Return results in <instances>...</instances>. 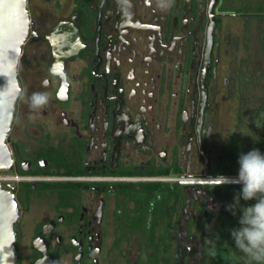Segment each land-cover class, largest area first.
I'll list each match as a JSON object with an SVG mask.
<instances>
[{
    "label": "flooded vegetation",
    "instance_id": "af4514ba",
    "mask_svg": "<svg viewBox=\"0 0 264 264\" xmlns=\"http://www.w3.org/2000/svg\"><path fill=\"white\" fill-rule=\"evenodd\" d=\"M260 1L28 0L0 167L19 210L17 264H207L231 137L218 100L238 94L244 62L227 20L245 29ZM34 92L47 95L35 109ZM163 182L169 201L152 189Z\"/></svg>",
    "mask_w": 264,
    "mask_h": 264
},
{
    "label": "water",
    "instance_id": "95a60500",
    "mask_svg": "<svg viewBox=\"0 0 264 264\" xmlns=\"http://www.w3.org/2000/svg\"><path fill=\"white\" fill-rule=\"evenodd\" d=\"M27 3L28 0H0V167L12 161L6 139L22 91L18 67L23 45L30 33ZM18 215L13 191L0 184V264H17L13 242L16 238L14 224ZM49 264H56V260H50Z\"/></svg>",
    "mask_w": 264,
    "mask_h": 264
},
{
    "label": "trees",
    "instance_id": "16d2710c",
    "mask_svg": "<svg viewBox=\"0 0 264 264\" xmlns=\"http://www.w3.org/2000/svg\"><path fill=\"white\" fill-rule=\"evenodd\" d=\"M262 1V0H261ZM256 5L255 7H251L252 3L250 2V5L248 8L245 9L247 12V20L245 29L251 33V36H253V32L251 31L253 24L257 25L258 32H256L255 36H260L261 33L264 34V2H261ZM245 33V34H246ZM258 34V35H257ZM248 36V34H246ZM249 39V38H248ZM263 46H264V40H263ZM264 52V48H263ZM251 59V57H248ZM244 62L241 63V72H237L238 77H246V80L253 83V87L250 89H247L245 85H240L238 88V94L241 97L242 103L240 104V109L238 111V126L239 130L231 135V140L229 139V145L224 150L225 154L223 155L222 159L218 162L217 165V171L224 174V177H234L237 173V167L236 163H231L230 158L235 159L237 156L236 151L244 149L245 152H247L249 149L255 147L260 149L261 152H264V126L257 128L255 124L252 122L253 119L258 115V113L264 112V97L257 98V103L254 105H250L249 101H255V97L248 98V96H252V93L256 91V87L259 86L262 88L264 86V83L253 78V72L255 71L256 67L252 66L250 67V64H244ZM246 67L249 66V70L245 69L243 66ZM260 73V72H259ZM264 78V73L260 74ZM253 89V91H252ZM264 89V88H262ZM246 90V91H245ZM250 94V95H249ZM251 108V110H248V108ZM249 121L246 123V121ZM258 124L264 125V118L257 121ZM246 125V129L243 128L242 125ZM240 136H242V140L240 139ZM253 136V137H252ZM249 138V139H248ZM236 139V140H235ZM246 139V141H244ZM241 141V142H240ZM233 156V157H232ZM176 190L178 191L179 185L177 182L175 183ZM162 187L166 189V196L165 199L168 201L171 199V183L170 182H163L159 186L153 184L152 189L153 192L156 190V188ZM240 185L234 184V183H216L212 185V190L214 193L218 194L223 203V207L220 212V218H219V225L216 226L214 232L219 233L221 241L227 240L229 244H231V240L228 235V229L231 228L236 224V217L233 216L230 212L225 210V205L232 202V198L234 194H236L239 190ZM243 203V201H242ZM169 207L171 203H166ZM219 243V242H218ZM207 256V264H246V261L241 258L240 254L232 250L228 247H221L220 245H217V252L215 257H209ZM169 255H165V258L163 261L168 260ZM159 264V263H157Z\"/></svg>",
    "mask_w": 264,
    "mask_h": 264
},
{
    "label": "clouds",
    "instance_id": "9594fccd",
    "mask_svg": "<svg viewBox=\"0 0 264 264\" xmlns=\"http://www.w3.org/2000/svg\"><path fill=\"white\" fill-rule=\"evenodd\" d=\"M46 102L47 95L42 92H34L29 97V106L33 109ZM262 118L264 112L253 119L257 128L264 126L257 123ZM236 162V176L223 177L220 181L240 185L232 202L225 205V210L236 217V224L228 229L231 244L227 240L221 241L219 233L207 225L206 230L210 233L206 242L207 255L215 257L217 245H220L239 253L246 264H264V152L253 147L240 152Z\"/></svg>",
    "mask_w": 264,
    "mask_h": 264
},
{
    "label": "rangeland",
    "instance_id": "374dc122",
    "mask_svg": "<svg viewBox=\"0 0 264 264\" xmlns=\"http://www.w3.org/2000/svg\"><path fill=\"white\" fill-rule=\"evenodd\" d=\"M243 2H244V0H229L231 9L237 8L238 10H240ZM255 3H257V0H255ZM227 21L229 23V29H230L231 35H233V37H236L239 40L238 45H237L238 49H237L236 58H244L243 60H246L245 61L246 63H244V64L246 65L249 63L250 67H251V65L252 66H255V65L260 66V63L262 62L263 65L261 64L259 69L255 66L256 69L253 72V78L258 80L259 83H260V81L264 83V78L260 75L264 72V53L262 54V56L260 55V53L263 52V45H262L263 41H262V37L255 36L256 32H258L257 25L253 24L251 31L254 34H253V36H251V33L249 32L250 30L248 31V33H246L247 30L243 29V26H242L243 21H242L241 16H234L233 18H229ZM243 33L248 34V36H246V34L243 35V38L244 37H247V39L249 38L246 43L241 42V36ZM244 40H245V38H244ZM248 57H251V59ZM245 65H243V66L247 70L249 68V66L246 67ZM235 82H236V89H238L240 85H245L247 89H250L251 87H253V83L247 81L246 77H241V76L238 77L237 74H236ZM262 88H264V86ZM262 88L257 86L256 91H254L252 93V96L249 94L250 96H248V98H250V99H251V97L256 98L255 101H252V100L249 101L250 105L251 104L254 105L257 103L258 96L264 97V89H262ZM252 91H253V89H252ZM218 102H219V105H218L219 117H220V121H221L223 128H224V131L222 133H223L224 137H228L229 135H232L235 132H237V130H239L240 126H238L237 120H238V111L240 109V104L242 103V100H241V97L239 94L230 95L229 93L228 94L224 93L222 95V97L218 100ZM248 110H251V108L249 107ZM247 122H249V121L247 120L246 123ZM242 126L245 129L247 128L246 125H244V124ZM241 137L242 136H240V139L242 140ZM229 139L231 140V137ZM244 141H246V139ZM224 152H223V155L225 154ZM240 152H245V150L242 149V150L236 151L237 156ZM237 156L235 157L234 161L232 158H230L231 163L232 162H234V164L236 163V167H238L237 162H236ZM219 218H220V215L214 216V218L212 219V222L209 224V225H211L212 230H215L216 226L219 225V221H220Z\"/></svg>",
    "mask_w": 264,
    "mask_h": 264
},
{
    "label": "built area",
    "instance_id": "2783aa9c",
    "mask_svg": "<svg viewBox=\"0 0 264 264\" xmlns=\"http://www.w3.org/2000/svg\"><path fill=\"white\" fill-rule=\"evenodd\" d=\"M3 177L0 175V181H2Z\"/></svg>",
    "mask_w": 264,
    "mask_h": 264
}]
</instances>
